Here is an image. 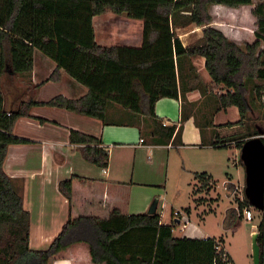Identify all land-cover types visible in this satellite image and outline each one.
I'll return each instance as SVG.
<instances>
[{"label":"trees","instance_id":"1","mask_svg":"<svg viewBox=\"0 0 264 264\" xmlns=\"http://www.w3.org/2000/svg\"><path fill=\"white\" fill-rule=\"evenodd\" d=\"M210 5L237 10L253 6V0H0V79L30 75L38 50L57 64V71L65 70L89 90L85 98L59 96L46 106L105 120L108 105L116 104L145 115L166 144L178 128L163 126L155 113L156 104L164 98H179V60L199 56L205 59L213 83L227 91L215 95L218 111L235 108L241 116L238 123L224 126L242 125L253 108L248 82H264V2L251 10L256 39L244 49L209 26ZM109 12L143 21L140 48L97 44L93 18ZM177 24L205 27L202 38L185 48L174 31ZM55 75L51 79L56 80ZM261 90L255 87L258 98ZM36 105L31 99L17 111L7 112L0 99V264H54L58 260L71 264H233L229 255L227 262L217 255L216 246L223 245L222 240L175 238L174 222L162 224L161 217L152 213L130 215V183L79 176L59 184L69 203V217L60 234L46 250L31 249V217L24 207L23 185L18 186L3 166L10 145L30 143L15 136L13 129L20 118L30 117L29 110ZM181 131L182 127L178 135ZM257 135L256 129L243 137L238 149ZM69 140L80 146L86 162L108 167L109 153L100 139L70 130ZM234 141L220 139L211 146L224 149ZM195 175L204 182V190L211 188L212 176ZM227 188L234 192L235 185L230 182ZM237 201L238 209L227 210L225 230L234 228L249 206L246 198ZM258 233L260 264H264V211Z\"/></svg>","mask_w":264,"mask_h":264},{"label":"crops","instance_id":"2","mask_svg":"<svg viewBox=\"0 0 264 264\" xmlns=\"http://www.w3.org/2000/svg\"><path fill=\"white\" fill-rule=\"evenodd\" d=\"M223 8L225 7L219 5L209 6L208 12L212 17L209 26L222 31L230 41L241 47V42L232 34V30L222 28L220 21ZM244 8L252 10L253 6L237 10ZM93 27L95 40L100 46L140 48L143 44L142 20L109 12L95 16ZM204 29L205 27L196 24L187 26L177 24L174 27L185 48L199 41ZM55 73L57 79L53 80L51 77ZM177 74L179 98L159 100L155 113L163 124L168 123V126L176 125L178 129L180 127L186 129L180 135L177 129L173 138L166 144H163L159 133L158 135L154 133L153 125L145 115L134 114L116 104L108 105L105 120L46 106V103L59 96L68 100L85 98L89 90L65 70L57 71V64L38 50L34 52L33 70L30 75L11 79L4 76L0 79L3 110L17 111L22 102L31 99L38 103L29 110L30 117L20 118L13 129L15 136L30 143L10 145L3 166L5 173L18 186L21 183L23 185L24 207L31 217V249L46 250L66 224L69 203L60 193L59 184L72 176L112 183H130L128 200L130 215L152 213L161 217L162 224L170 225L174 222L175 238L215 239L206 233L201 224L193 226V230H187V225H183L182 219L174 216V212H180L182 217L186 215L191 222V208L178 209L168 202L167 183L162 178L166 171L165 179L168 181L171 158L175 156L174 150L183 159V155L184 157L187 155L185 154L187 147L197 148L205 141V130L210 125L206 122L207 118L219 112L215 95H222L227 91L223 86H216L213 83L202 57H182L177 66ZM17 79L26 80V87L22 91H14L13 83ZM220 88L224 91H219ZM231 109L223 112L228 113ZM189 124H192V132L187 130ZM213 125L231 130L233 128L224 126L226 124L215 125V122ZM70 130L102 141V146L109 153L106 169L83 159L78 150L80 146L70 143ZM141 139L144 143L140 142ZM220 139L231 138L217 132L208 144L202 145L204 146L202 148L216 150L218 148L211 145ZM233 144L234 142H230L229 145ZM178 188L174 199L176 202L181 201L184 196V188L182 186ZM170 207V215L167 216ZM177 220H181L180 225L177 224ZM181 227L184 230L183 234L177 236L176 232ZM54 264H71V261L58 260Z\"/></svg>","mask_w":264,"mask_h":264},{"label":"rangeland","instance_id":"3","mask_svg":"<svg viewBox=\"0 0 264 264\" xmlns=\"http://www.w3.org/2000/svg\"><path fill=\"white\" fill-rule=\"evenodd\" d=\"M262 2L264 0H253V8ZM222 11V21H220L222 28L231 29L232 34L241 42L243 49L247 43L255 41L257 26L256 20L251 15V8H244L243 10L223 8ZM13 85L14 91H22L26 87V80L17 79ZM256 86L262 88L259 98L255 91ZM220 89L219 91H224V89ZM248 89L250 91L248 99L252 102L253 108L245 117L242 125H234L232 130L213 125V122H215V125L238 123L241 116L235 108H232L228 113L219 111L208 117L206 121L210 125L206 127L205 141L202 145L208 144L217 132L230 137L232 140L234 139V144L216 150H207L206 147L203 149L204 146L201 144L197 148L187 147V150H185L187 155L186 157L183 155V159L174 150L175 156L171 158L168 181L165 179L166 171L163 173L162 178L167 183L168 202L178 209L191 208V222H189L186 215L182 219L183 225H187L186 229L193 230V226L201 224L207 234L215 237L216 240L223 241L233 264H254L252 236L255 232H258V225L262 219V213L249 205L239 215L234 228L230 230L224 228L227 210L230 208L238 209L237 200L242 202L245 198V168L240 160L241 150L238 149L237 145L243 137L253 135L256 129L264 130V82L250 81L248 82ZM191 125L189 124L187 128L189 132H192ZM185 129L186 127L182 129V134ZM195 173L211 175V188L204 190L202 188L204 182L198 181ZM230 182L235 185L234 192L229 191L227 188V184ZM179 186L184 188V196L181 201L176 202L174 199ZM170 210L171 207L167 210V216L170 215ZM179 229L176 232L177 236H181L184 231L183 227Z\"/></svg>","mask_w":264,"mask_h":264},{"label":"water","instance_id":"4","mask_svg":"<svg viewBox=\"0 0 264 264\" xmlns=\"http://www.w3.org/2000/svg\"><path fill=\"white\" fill-rule=\"evenodd\" d=\"M264 130L247 139L241 149L240 160L245 168L244 196L249 205L261 213L264 211ZM181 224V220L176 221ZM259 233L252 236L253 263L260 264Z\"/></svg>","mask_w":264,"mask_h":264},{"label":"built area","instance_id":"5","mask_svg":"<svg viewBox=\"0 0 264 264\" xmlns=\"http://www.w3.org/2000/svg\"><path fill=\"white\" fill-rule=\"evenodd\" d=\"M163 126H168V123H164ZM140 142L141 143H144V140L141 139ZM174 216L178 219L181 216V213L180 212H174ZM180 219H183V217H180ZM216 252H217V255H221L222 256V261L223 262H227V260H228L227 255H228V253L225 251L224 246L222 244H220V243L217 244V246H216Z\"/></svg>","mask_w":264,"mask_h":264}]
</instances>
